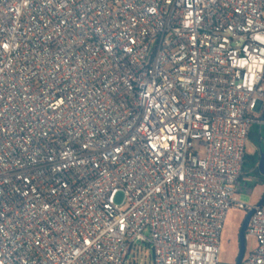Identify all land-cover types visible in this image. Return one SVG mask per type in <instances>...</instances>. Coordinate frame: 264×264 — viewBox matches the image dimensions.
Wrapping results in <instances>:
<instances>
[{
  "label": "built area",
  "instance_id": "1",
  "mask_svg": "<svg viewBox=\"0 0 264 264\" xmlns=\"http://www.w3.org/2000/svg\"><path fill=\"white\" fill-rule=\"evenodd\" d=\"M263 104L264 0H0V264H264Z\"/></svg>",
  "mask_w": 264,
  "mask_h": 264
},
{
  "label": "rangeland",
  "instance_id": "2",
  "mask_svg": "<svg viewBox=\"0 0 264 264\" xmlns=\"http://www.w3.org/2000/svg\"><path fill=\"white\" fill-rule=\"evenodd\" d=\"M257 115L259 116L260 112ZM258 129L260 130L262 135L263 148L261 151L264 153V123L258 126ZM258 129H255L254 140L247 141L246 150L247 153L249 154H252L255 150V145L257 142L256 136L258 135ZM247 186L248 187L245 192L238 194L237 200L247 206H255L264 192V185H261L258 182H250L249 179ZM121 200H122V195L120 194L117 196L116 201L119 203ZM246 212L247 211L245 210H238L235 208H231L228 210L220 235L217 264H235V260L238 252L236 247L238 228ZM255 245H256V241L254 238L249 237L245 240V250H244L243 258L255 248ZM131 258L132 255L129 256V259ZM136 264H149L148 255L146 252L144 253L143 251V253L141 254L139 253Z\"/></svg>",
  "mask_w": 264,
  "mask_h": 264
},
{
  "label": "trees",
  "instance_id": "3",
  "mask_svg": "<svg viewBox=\"0 0 264 264\" xmlns=\"http://www.w3.org/2000/svg\"><path fill=\"white\" fill-rule=\"evenodd\" d=\"M258 120H261L264 122V104L262 105L260 109V115L258 116ZM255 129H258V126L256 124H252L249 130V136L248 140H254V132ZM257 142L255 145V150L252 154H247V161L243 168V176L250 179V182H258L261 185H264V176L260 175L257 170V163L259 160L258 153H263L262 150V135L260 130L258 129V135L256 136ZM140 247L143 251L150 250L148 246L146 245H140Z\"/></svg>",
  "mask_w": 264,
  "mask_h": 264
},
{
  "label": "water",
  "instance_id": "4",
  "mask_svg": "<svg viewBox=\"0 0 264 264\" xmlns=\"http://www.w3.org/2000/svg\"><path fill=\"white\" fill-rule=\"evenodd\" d=\"M257 170L258 173L262 176H264V153L259 154V160L257 163ZM264 201V192L262 196L260 197L259 201L257 202L256 206H259ZM252 214V210L247 211L241 225L239 227V231L237 233V240H238V253L236 256L235 264H241L243 256H244V250H245V241H244V232L247 228L249 218Z\"/></svg>",
  "mask_w": 264,
  "mask_h": 264
},
{
  "label": "crops",
  "instance_id": "5",
  "mask_svg": "<svg viewBox=\"0 0 264 264\" xmlns=\"http://www.w3.org/2000/svg\"><path fill=\"white\" fill-rule=\"evenodd\" d=\"M139 253H143V250L140 248V247H136L134 248L130 254L128 255V258H127V261L125 264H136L137 263V257L139 255ZM145 253V251H144ZM147 255H148V261H149V264H152V254H151V251L148 250L146 251ZM132 255V258L129 259V256ZM145 263V262H144Z\"/></svg>",
  "mask_w": 264,
  "mask_h": 264
},
{
  "label": "flooded vegetation",
  "instance_id": "6",
  "mask_svg": "<svg viewBox=\"0 0 264 264\" xmlns=\"http://www.w3.org/2000/svg\"><path fill=\"white\" fill-rule=\"evenodd\" d=\"M258 156H259V153H258ZM241 225V224H240ZM240 227V226H239ZM238 231H239V228H238ZM236 247H237V251H238V240L236 239ZM238 253V252H237Z\"/></svg>",
  "mask_w": 264,
  "mask_h": 264
}]
</instances>
